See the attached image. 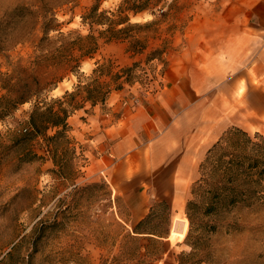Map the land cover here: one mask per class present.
Instances as JSON below:
<instances>
[{
	"label": "rangeland",
	"instance_id": "374dc122",
	"mask_svg": "<svg viewBox=\"0 0 264 264\" xmlns=\"http://www.w3.org/2000/svg\"><path fill=\"white\" fill-rule=\"evenodd\" d=\"M194 1L0 0V100L7 94L4 82L12 78L13 84L15 77H24L15 69L17 64L27 68L47 53L37 47L44 36L43 23L58 25L64 35L72 33L71 41L89 34L83 18L90 16L93 7L98 9L94 19L103 12L117 19L121 4L137 2L146 9L128 13L130 24H151L130 31L131 38L124 41L99 39L97 52L83 59L76 72L35 66L33 74L44 89L39 98L15 106L0 118V264H264V197L252 207L222 213L216 223L197 214L191 239L185 242L186 205L193 200L191 192L208 150L231 129L264 136V78L241 81L238 87L231 80L214 85L199 71L174 64L181 59L177 52H182V31ZM17 7L25 10L13 14ZM104 29L95 25L92 34L97 37ZM58 32H49L50 42H55ZM134 39L146 45L140 54L131 52ZM54 44L57 48L60 42ZM102 64L110 68L101 72ZM125 68H132L131 73H122ZM118 72V82H129L115 90L110 78ZM186 76L195 83L192 89L184 84ZM97 87L101 92L109 89L110 94L104 104L91 106L85 98ZM169 88L186 97L190 93L192 98L171 102L173 110L186 109L192 115L207 112L189 150L191 165L175 184L172 209L165 200L153 197L155 186L166 183L153 182L138 166L124 167L111 159L103 168L99 158L104 142L96 140L102 119L148 106ZM217 96L225 100L246 96L249 101L239 105L238 101H214ZM38 101L48 105L59 101L71 112L65 139L49 141L53 129H47L45 139L14 138L27 131L29 114ZM95 114L98 118L91 119ZM179 223L184 224L180 234L176 233ZM136 226L165 238L136 235ZM38 229L42 237L28 259Z\"/></svg>",
	"mask_w": 264,
	"mask_h": 264
},
{
	"label": "crops",
	"instance_id": "0c3cea01",
	"mask_svg": "<svg viewBox=\"0 0 264 264\" xmlns=\"http://www.w3.org/2000/svg\"><path fill=\"white\" fill-rule=\"evenodd\" d=\"M193 6L182 31V52H177L181 59L178 57L174 64L199 71L205 80H214V85L231 80L238 87L241 81L263 79L264 0H195ZM186 78L184 84L192 89L195 83ZM187 96L172 93L169 88L148 106L142 104L121 116L102 119V127L96 132V140L104 142L99 155L103 168L111 159L124 167L138 166L153 182L166 183L164 187L155 186L153 197L165 200L171 209L177 196L175 184L191 165L189 150L207 113L192 115L186 109L171 108V102L191 101V94ZM214 101H238L239 105L249 99L217 96Z\"/></svg>",
	"mask_w": 264,
	"mask_h": 264
},
{
	"label": "trees",
	"instance_id": "16d2710c",
	"mask_svg": "<svg viewBox=\"0 0 264 264\" xmlns=\"http://www.w3.org/2000/svg\"><path fill=\"white\" fill-rule=\"evenodd\" d=\"M145 9L144 4L137 2L127 4L125 7L121 4L117 9V19L106 17L104 12L100 14L99 19H94L98 9L93 7L90 10V16L83 18L85 20L83 23L89 26V34L84 37L77 36L71 41H68V39L72 33L64 35L58 32V25L51 27L43 23L41 28L44 36L39 40L37 47L40 48V51H47V53L41 56L39 61H31L27 68H20L17 64L15 69H18L24 77H15L16 81L13 84L10 83L12 78L4 82L3 88L7 94L0 100V118L8 115L15 106L39 98L41 91L44 89L40 87L37 75L33 74L36 72L35 66L39 68L52 67L64 72H76L83 59L92 58L97 52L99 39H103L104 43L124 41L131 38L129 36L130 31L143 26H150L151 24L143 26L130 24L128 13L136 15ZM22 10H25V8L17 7L12 13ZM111 16L114 15L111 14ZM95 25L105 27L97 37L92 34ZM118 26L124 27L116 30L115 28ZM50 31L58 32L55 42H50L48 37ZM57 41L60 42V45L54 48V43ZM145 46L144 43L134 39L130 49L133 54H140ZM48 48H53V50L48 51ZM133 67H137V65L134 64ZM106 68L110 67H105L104 64L98 66V70L101 72H104ZM131 71L132 68H125L122 73L130 74ZM119 73L110 78L113 83H116L115 90L122 89V84L129 82L128 79H125L124 82H118L121 78ZM109 94V89L101 92L97 87L95 91L88 92L85 99L91 103V106L97 103L104 104ZM54 104L56 105L54 106ZM70 114L71 112L63 107L59 101H55L51 105L45 104L43 101L35 102L28 117L27 131L15 135L14 138L25 141L40 137L45 139L47 129H53L54 134L48 137L49 141L65 139L68 131L66 120ZM191 194L193 200L188 201L186 205V217L189 221V231L185 238L187 244L191 239L193 220L197 214L202 213V215L209 217L216 223L220 220L222 213L238 207H252L263 199L264 136L257 133L250 136L240 129L226 131L208 150L204 161L200 165V177L195 182ZM179 224L181 227L176 233L180 234L184 224ZM133 231L136 235L157 237L158 239L165 238V236L154 230L145 229L140 231L137 226ZM41 237V229H38L32 240V248L28 259L32 258V255L36 252L37 243ZM196 239L197 243L200 242V238ZM195 246H192V248L199 249L198 246Z\"/></svg>",
	"mask_w": 264,
	"mask_h": 264
}]
</instances>
